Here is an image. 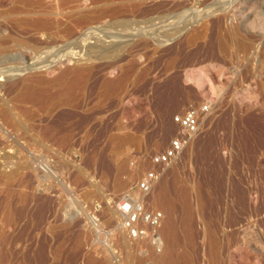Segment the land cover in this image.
Returning <instances> with one entry per match:
<instances>
[{
    "label": "rangeland",
    "instance_id": "1",
    "mask_svg": "<svg viewBox=\"0 0 264 264\" xmlns=\"http://www.w3.org/2000/svg\"><path fill=\"white\" fill-rule=\"evenodd\" d=\"M33 1L0 0V36L53 40ZM95 1L63 5L52 45L89 31L111 58L51 64L14 40L0 57L12 70L0 80V264H159L148 255L170 247L171 218L175 264H264V0ZM134 18L144 31L124 23ZM206 99L201 131L149 195L165 213L161 246L128 240L118 204L178 132L174 115ZM189 185L188 236L179 187Z\"/></svg>",
    "mask_w": 264,
    "mask_h": 264
},
{
    "label": "bare ground",
    "instance_id": "2",
    "mask_svg": "<svg viewBox=\"0 0 264 264\" xmlns=\"http://www.w3.org/2000/svg\"><path fill=\"white\" fill-rule=\"evenodd\" d=\"M97 1V0H96ZM95 1V2H96ZM101 1V0H100ZM129 1V0H128ZM67 2H70V0H54V2H53V4H51L49 7H47V5L46 6H44V3L43 2H41V0H34L33 2H32V5H33V11H32V13H34L35 15H37L38 17V21H39V25H38V27H36L37 28V30H38V32H47V33H49L48 34V37H51V39H53V40H51V41H49V40H47V39H45V40H39V41H36V39L34 38L33 40L31 39V38H33V37H29V36H25V35H23V34H15V33H10V34H8L7 36H0V57H1V55H2V53L3 52H5L6 53V49H8V47H9V45H11V43H9L11 40H14L15 42H13V43H17V44H15V45H17L18 46V44H22L23 46L25 45V46H27V47H29L28 49H31V51H33V52H36V54H35V56L37 55L38 57L40 56L41 57V55L42 54H45V58H47V60L46 61H50L49 63H54V62H60L61 61V59H65V58H70V59H72V58H75V57H78L79 59H81V61L82 60H84V62L83 63H85V64H89V63H92V62H94L95 60H97L98 58L100 59V58H105V57H110L111 55L110 54H112L109 50H106L105 48H98V46H99V44H98V46L95 44V45H92V44H94V43H92V42H96V41H98V39H100L101 38V36H99V35H97L96 34V36H99L100 38H98V37H94L93 36V34L94 33H89V31H84V32H80L81 34H79L77 37H75L74 39H73V41L69 44V42H70V37H71V32H70V30L68 31V32H70L69 34H67V36H70V37H68L67 38V41H65V42H67L64 46H62V47H60L59 46V48L58 49H56V47H55V45H52V42L53 41H55L54 39V36H53V38H52V35H54V33H56V32H58V30H60V29H64V26H62L63 25V22L62 21H60V19H58V15H62L63 14V5H66V3ZM93 2H94V0H93ZM133 2V1H132ZM131 2V3H132ZM181 1H179L178 3H180ZM217 2V1H216ZM219 2V1H218ZM221 2V1H220ZM226 2H228V1H226ZM232 2V1H231ZM242 4H243V10H245L246 9V6L249 4L250 5V3H252V4H254V3H256V2H258V0H242ZM92 3V2H91ZM129 3V2H128ZM130 3V5L133 7V4H135V2H133V4H131ZM147 3V2H146ZM215 3V2H214ZM77 4V3H76ZM150 4V3H149ZM182 4V3H181ZM181 4H179V5H181ZM215 4H217L216 6L219 8L220 7V5H222V4H220L219 6H218V4L219 3H215ZM241 4V5H242ZM73 5V4H72ZM71 5V6H72ZM126 5V4H125ZM129 5V4H128ZM127 5V6H128ZM136 5H137V2H136ZM225 5V4H224ZM229 5V4H228ZM248 5V6H249ZM74 6V5H73ZM116 6V5H115ZM138 6V5H137ZM182 6V5H181ZM215 6V7H216ZM233 6V5H232ZM235 6V5H234ZM47 7V8H46ZM105 7V6H104ZM111 7H113V6H111ZM117 7H119V5H117ZM120 7H123L124 9L125 8H129V9H127V10H130V6H128V7H125V6H123V5H120ZM141 7V6H140ZM145 7V6H144ZM184 7V6H183ZM217 7H216V9H217ZM221 7H223V6H221ZM113 8H115V7H113ZM111 9V10H114V9ZM187 8V7H186ZM186 8H184L185 9V11H186ZM93 9V8H92ZM101 9V8H100ZM86 10V9H85ZM90 10V9H89ZM126 10V9H125ZM136 10V9H135ZM176 10V9H175ZM91 11V10H90ZM98 13H104L103 11H105V10H98V8H97V10H96ZM95 11V12H96ZM107 11H109V10H107ZM119 11H121L120 9L116 12V13H119ZM122 11H124V10H122ZM177 11V10H176ZM188 11V10H187ZM190 11H193L191 8H190ZM225 11V10H224ZM115 12V11H114ZM189 12V11H188ZM206 13V12H205ZM86 14V13H85ZM114 14V13H113ZM170 15L168 16V17H174L175 15H177V14H175V12H171V13H169ZM75 15L77 16L76 18H75V20H77V22H79V23H88V21H90V19L89 18H87V17H84V15L83 14H81V13H75ZM108 15V14H107ZM110 15V14H109ZM108 15V16H109ZM116 15V14H115ZM68 16V15H67ZM96 16V15H95ZM99 16L100 15H98L97 17L99 18ZM105 16V15H104ZM103 16V17H104ZM93 17V16H92ZM118 17V16H117ZM156 17L157 18H159V19H161L162 17H163V15H159V13H158V15H156ZM67 18V17H66ZM95 18V17H94ZM97 18V19H98ZM116 18V17H115ZM150 18H153V17H150ZM96 19V18H95ZM138 19V18H137ZM136 18H134V19H126L125 21H124V23H128V22H130V26H131V28H133V29H135V30H137L138 31V29L139 28H141V29H139V30H143L144 31V29L145 28H143V27H141L140 26V23L141 22H144L145 23V25L147 24V22H148V20H145V19H143V20H141V21H139V20H137ZM148 19V18H147ZM65 20V19H64ZM72 19H70V21H71ZM115 20H117V19H115ZM118 20H119V18H118ZM150 20H152V19H150ZM154 20V19H153ZM162 20V19H161ZM167 20V19H166ZM76 22V21H75ZM96 22V21H95ZM120 22H123L122 20L120 21ZM149 23H150V21H149ZM91 24V23H90ZM152 24V23H151ZM79 25V24H78ZM84 25H86V24H84ZM111 25V24H110ZM133 25H136V26H133ZM89 26V25H88ZM91 26V25H90ZM138 26V27H137ZM62 27V28H61ZM160 27V26H159ZM143 28V29H142ZM179 28H181V27H179ZM69 28H67V30H68ZM173 29H174V27H173ZM66 30V29H65ZM88 30V29H87ZM90 30H92V29H90ZM94 30V29H93ZM179 29H177V28H175V30H174V32L172 33V32H170L172 35L174 34V33H176L177 31H178ZM181 30V29H180ZM98 31V30H97ZM137 31H135V32H137ZM154 31V30H153ZM157 31V30H156ZM162 31V30H161ZM72 33H73V31H72ZM76 33H77V31H76ZM97 33V32H96ZM168 34L169 36H163V39H161L160 41L162 42H166V41H168L170 38H172V37H170L171 36V34ZM130 34V33H129ZM165 34V33H164ZM179 34V33H178ZM4 35V34H3ZM6 35V34H5ZM27 35V34H26ZM75 36V35H74ZM94 37L95 39L92 41V40H90L89 41V39H90V37ZM29 37V38H28ZM72 37H73V35H72ZM71 37V38H72ZM91 37V38H92ZM61 39V38H60ZM12 42V41H11ZM57 42H58V40H57ZM64 42V43H65ZM56 43V42H55ZM63 43V42H62ZM90 43H91V45H90ZM247 43V42H246ZM245 43V44H246ZM14 45V44H13ZM13 45H12V47H13ZM56 46H57V44H56ZM246 46L248 47V44H246ZM15 47V46H14ZM13 47V48H14ZM246 47V48H247ZM12 48V49H13ZM112 50H114V49H112ZM111 50V51H112ZM30 51V52H31ZM114 55H116V53L114 54ZM113 56V55H112ZM118 56V55H117ZM3 57V56H2ZM44 57V56H43ZM111 58V57H110ZM2 60H3V58H2ZM76 60H78V59H76ZM4 61V60H3ZM110 61V60H109ZM33 62V61H32ZM78 62V61H77ZM80 62V61H79ZM78 62V63H79ZM114 62V61H113ZM112 62V63H113ZM110 63V62H109ZM46 65V64H45ZM37 66V65H36ZM77 66V65H76ZM28 67H30V66H28ZM39 67V66H38ZM91 67V66H90ZM93 67V66H92ZM76 68V67H75ZM77 68H78V71H79V69H80V71H82V70H84L85 68H89V66H85V65H79V66H77ZM41 69V68H40ZM14 70V69H13ZM11 69H9V68H3V67H1L0 66V80H3L5 77L7 78L8 76H10L11 75ZM14 72V71H13ZM85 79H86V77H85ZM2 84L0 83V86H1ZM72 100V99H71ZM61 101V100H60ZM59 101V102H60ZM50 102V101H49ZM58 102V103H59ZM78 103H80V100H79V102ZM55 104V103H54ZM76 106H77V104H76ZM80 106V105H79ZM53 109V108H52ZM7 113V112H6ZM8 120H9V118H7ZM4 124V123H3ZM3 126V125H2ZM1 127V126H0ZM6 129V128H5ZM10 135V134H9ZM63 135V134H62ZM62 137V136H61ZM2 142V141H1ZM19 142V141H18ZM32 148V147H31ZM12 150V149H11ZM40 150V149H39ZM29 151V150H28ZM16 152V151H15ZM14 160V159H13ZM9 161V160H8ZM174 164V163H173ZM172 164V165H173ZM161 179V178H160ZM159 179V180H160ZM158 180V181H159ZM158 183V182H157ZM157 185V184H156ZM156 187V186H155ZM155 189V188H154ZM179 190L181 191V192H183V191H185L186 193H187V196L185 197V199L184 200H182V202H180V206H179V208H181V211L183 212V217H182V219H181V224H184L186 227L184 228V230H183V232L185 233V235H187L188 234V236H189V233H188V226H187V219H186V217H187V215H189L190 214V212H192V211H195L197 208L193 205V203H192V199L190 198L191 197V195L193 196V194L195 193V189H194V187L193 186H186V188H185V186H184V188H183V186H181V188L179 187ZM180 192V193H181ZM198 193V192H197ZM120 204H118V206H117V212L119 213V229L122 231V232H124L127 236H128V234L124 231V229H122V226H121V217L123 216V214L121 213V211H120ZM176 208H177V206L175 205V204H171V205H168V207H167V210H168V212L169 213H174L175 212V210H176ZM164 222V221H163ZM180 222H178L177 220H175L174 218H171L170 220H168L167 221V223H166V234L168 235V238H169V240L171 241L169 244H170V247H168V248H166L164 251H162V252H160V253H150L148 256L150 257H153L154 258V260L156 261V262H158L159 264H175L176 262H175V252H174V249H173V246H172V241H173V238H174V235H175V232H176V228H177V226H178V224H179ZM129 239H131V238H128V240ZM186 240V239H185ZM189 243V242H188ZM188 243H186V244H188ZM176 244V243H175ZM174 244V245H175ZM5 253V252H4ZM7 254H8V252H7ZM183 254V253H182ZM181 254V255H182ZM185 254V253H184ZM9 255V254H8ZM179 255V254H178ZM181 257H183V255L181 256ZM4 259V258H3ZM26 259V258H25ZM5 261V260H4ZM19 262V261H18ZM41 263V262H40ZM32 264V263H31Z\"/></svg>",
    "mask_w": 264,
    "mask_h": 264
},
{
    "label": "built area",
    "instance_id": "3",
    "mask_svg": "<svg viewBox=\"0 0 264 264\" xmlns=\"http://www.w3.org/2000/svg\"><path fill=\"white\" fill-rule=\"evenodd\" d=\"M212 101L191 105L174 115L179 130L162 149L148 155V165L133 185V195L122 200L120 211L122 229L135 241H146L153 247L162 244L164 210L149 202L158 180L175 163L201 131L204 118L211 112ZM137 161L134 162V164Z\"/></svg>",
    "mask_w": 264,
    "mask_h": 264
}]
</instances>
